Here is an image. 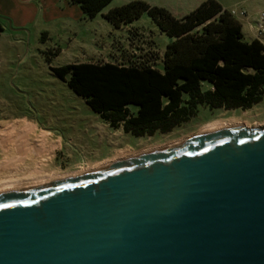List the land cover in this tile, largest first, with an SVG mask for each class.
<instances>
[{
	"label": "water",
	"instance_id": "obj_1",
	"mask_svg": "<svg viewBox=\"0 0 264 264\" xmlns=\"http://www.w3.org/2000/svg\"><path fill=\"white\" fill-rule=\"evenodd\" d=\"M0 264H264V125L0 190Z\"/></svg>",
	"mask_w": 264,
	"mask_h": 264
},
{
	"label": "trees",
	"instance_id": "obj_2",
	"mask_svg": "<svg viewBox=\"0 0 264 264\" xmlns=\"http://www.w3.org/2000/svg\"><path fill=\"white\" fill-rule=\"evenodd\" d=\"M67 1L78 5L86 18H93L111 0ZM144 13L169 38L161 57L162 71L147 63L153 55L126 66L49 67L111 127H121L134 137L151 136L188 122L199 107L248 109L260 102L264 46L256 39L246 41L241 23L215 0L203 1L181 18L140 0L111 8L102 16L119 27Z\"/></svg>",
	"mask_w": 264,
	"mask_h": 264
},
{
	"label": "rangeland",
	"instance_id": "obj_3",
	"mask_svg": "<svg viewBox=\"0 0 264 264\" xmlns=\"http://www.w3.org/2000/svg\"><path fill=\"white\" fill-rule=\"evenodd\" d=\"M262 4V0H253L242 7L246 8L250 17ZM143 17L147 19V14L144 13ZM40 26L36 24L22 32L13 31L11 26L3 23L4 30L0 34V123L23 120L38 132L50 135L56 148L51 157L42 163L48 171L64 176L94 169L115 156L125 158L191 137L216 122L228 125L236 122L249 127L264 125L263 95L260 102L248 109L210 110L199 107L196 116L167 133L134 137L123 132L121 127L113 128L65 82L55 77L49 68L68 62L69 57L65 54L50 56L56 50L50 47L54 41L64 47L70 35H61L56 31L58 26L49 25L53 39L41 43L37 34ZM159 33L155 40L157 47L161 48L169 38ZM38 49L43 51L40 53ZM113 54L112 57L96 55L93 60L119 59L120 54ZM7 153L0 146V167L5 164L4 157H8V162L16 168L36 167L16 152Z\"/></svg>",
	"mask_w": 264,
	"mask_h": 264
},
{
	"label": "crops",
	"instance_id": "obj_4",
	"mask_svg": "<svg viewBox=\"0 0 264 264\" xmlns=\"http://www.w3.org/2000/svg\"><path fill=\"white\" fill-rule=\"evenodd\" d=\"M133 0H111L110 3L99 14L93 18H86L81 8L76 4H70L67 0H0V21L3 27L5 22L13 31L25 32L30 26L41 25L37 34L41 43L51 41L52 31L49 25L58 26L61 35H70L67 44L62 47L53 42L50 48L55 47L54 56L65 54L69 58L66 64L71 63H113L119 65H130L139 63L141 60L153 55L152 60L147 63L153 68L162 71L161 57L166 44L159 48L156 45V37L160 34L157 26L147 16H140L133 22L114 27L102 14L111 8L123 5ZM151 6L166 9L172 16L181 18L194 10L205 0H140ZM223 9H244L242 5L253 0H215ZM263 4L264 1L262 0ZM255 9L253 15L245 19L242 25V33L246 41L254 40L253 31L247 22L262 7ZM4 30V27H3ZM1 34V33H0ZM121 40V41H120ZM124 42V44H119ZM49 48V49H50ZM41 53L43 50L38 49ZM119 55V59L95 62L97 56L112 57ZM47 53V52H43ZM158 56V58H157ZM38 126L37 123L33 122ZM1 130V128H0Z\"/></svg>",
	"mask_w": 264,
	"mask_h": 264
},
{
	"label": "bare ground",
	"instance_id": "obj_5",
	"mask_svg": "<svg viewBox=\"0 0 264 264\" xmlns=\"http://www.w3.org/2000/svg\"><path fill=\"white\" fill-rule=\"evenodd\" d=\"M232 124H236V122H233ZM224 125L228 124H221L218 122L212 123L202 128L200 132ZM0 128L1 149H3L4 152L6 151V153L8 151L12 153L16 152V154L24 156V158H26L29 162L36 165L35 168L25 167L20 169L18 167L16 168L14 164L10 163V161L8 162V157H4L5 164L0 167V190L63 176L44 169V164H42L43 161L46 162V160L51 157L53 150L56 148L54 146L53 139L50 138V135L45 132H38L23 120L2 122L0 123ZM120 158L121 157L115 156L112 160H107L97 166L119 160Z\"/></svg>",
	"mask_w": 264,
	"mask_h": 264
},
{
	"label": "built area",
	"instance_id": "obj_6",
	"mask_svg": "<svg viewBox=\"0 0 264 264\" xmlns=\"http://www.w3.org/2000/svg\"><path fill=\"white\" fill-rule=\"evenodd\" d=\"M229 12L240 23H245V19L248 18V13L244 9L235 7L230 9ZM247 24L253 31L255 39L260 41L264 46V4L263 7L255 13L254 17L247 22Z\"/></svg>",
	"mask_w": 264,
	"mask_h": 264
}]
</instances>
